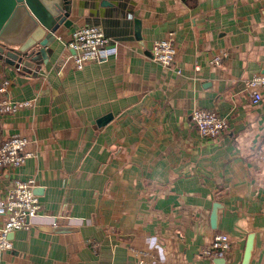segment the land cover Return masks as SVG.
<instances>
[{"label":"crops","instance_id":"0c3cea01","mask_svg":"<svg viewBox=\"0 0 264 264\" xmlns=\"http://www.w3.org/2000/svg\"><path fill=\"white\" fill-rule=\"evenodd\" d=\"M69 5L48 55L27 70L0 58V96L32 100L0 113V141L23 135L32 152L0 167V201L15 178L32 177L40 203L8 233L0 264H216L200 250L219 232L230 241L223 264H241L249 233L247 264H264V89L252 102L244 84L264 71V0ZM83 24L117 50L77 68L67 41ZM169 32L167 67L151 45ZM194 107L227 118L226 132L201 135Z\"/></svg>","mask_w":264,"mask_h":264},{"label":"built area","instance_id":"2783aa9c","mask_svg":"<svg viewBox=\"0 0 264 264\" xmlns=\"http://www.w3.org/2000/svg\"><path fill=\"white\" fill-rule=\"evenodd\" d=\"M71 50L68 58L77 68L89 61L104 59L117 50L116 42L106 35L103 30L93 24H83L74 28L67 41ZM152 58L163 66L174 63L176 47L172 33L156 39L151 45ZM221 56L214 55L212 63L220 62ZM179 72V70H177ZM244 84L250 88L252 102L262 98L261 90L264 89V71L255 73L245 79ZM5 89V83L0 86V93ZM32 103L31 99L8 100L0 96V113H10ZM191 122L196 130L203 136L218 137L226 132L228 120L214 110L194 107L190 112ZM27 139L20 134H12L0 141V167H18L31 155L26 148ZM34 179L15 178L0 201V213L5 219L0 226V250L11 248L8 233L19 228L27 227L29 218L38 214L40 203L33 190ZM54 224L57 221H53ZM230 241L226 233H215L210 242L201 248V254L215 258L223 257L229 249Z\"/></svg>","mask_w":264,"mask_h":264},{"label":"water","instance_id":"95a60500","mask_svg":"<svg viewBox=\"0 0 264 264\" xmlns=\"http://www.w3.org/2000/svg\"><path fill=\"white\" fill-rule=\"evenodd\" d=\"M70 0H0V58L11 65L32 67L48 55L49 44L56 38L60 24L67 26ZM106 120L105 118L103 119ZM219 204L212 205L210 225L215 227ZM253 244V233L245 240L241 264H247ZM224 258L214 259L223 264Z\"/></svg>","mask_w":264,"mask_h":264}]
</instances>
